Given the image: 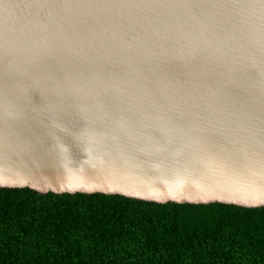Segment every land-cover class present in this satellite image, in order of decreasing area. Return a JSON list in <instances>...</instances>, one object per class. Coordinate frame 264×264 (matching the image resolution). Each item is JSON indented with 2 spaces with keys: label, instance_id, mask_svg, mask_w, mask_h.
<instances>
[{
  "label": "water",
  "instance_id": "95a60500",
  "mask_svg": "<svg viewBox=\"0 0 264 264\" xmlns=\"http://www.w3.org/2000/svg\"><path fill=\"white\" fill-rule=\"evenodd\" d=\"M0 189L264 207V0H0Z\"/></svg>",
  "mask_w": 264,
  "mask_h": 264
},
{
  "label": "trees",
  "instance_id": "16d2710c",
  "mask_svg": "<svg viewBox=\"0 0 264 264\" xmlns=\"http://www.w3.org/2000/svg\"><path fill=\"white\" fill-rule=\"evenodd\" d=\"M0 264H264V207L0 189Z\"/></svg>",
  "mask_w": 264,
  "mask_h": 264
}]
</instances>
